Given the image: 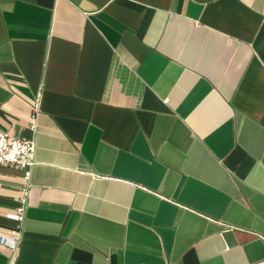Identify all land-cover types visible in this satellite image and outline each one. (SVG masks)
Listing matches in <instances>:
<instances>
[{
	"label": "crops",
	"instance_id": "crops-1",
	"mask_svg": "<svg viewBox=\"0 0 264 264\" xmlns=\"http://www.w3.org/2000/svg\"><path fill=\"white\" fill-rule=\"evenodd\" d=\"M0 130V264H264V0H0Z\"/></svg>",
	"mask_w": 264,
	"mask_h": 264
},
{
	"label": "built area",
	"instance_id": "built-area-1",
	"mask_svg": "<svg viewBox=\"0 0 264 264\" xmlns=\"http://www.w3.org/2000/svg\"><path fill=\"white\" fill-rule=\"evenodd\" d=\"M40 108V98L35 101V112L31 115V126L35 129L37 124V115ZM36 144L33 138H24L9 131L0 130V163L11 165L22 169L25 172L26 185L21 190L19 204L13 213V216L23 222L26 216V210L29 205V196L31 191V173L35 160ZM11 239L14 245L22 238L20 229L12 231ZM0 240L5 241V237Z\"/></svg>",
	"mask_w": 264,
	"mask_h": 264
}]
</instances>
